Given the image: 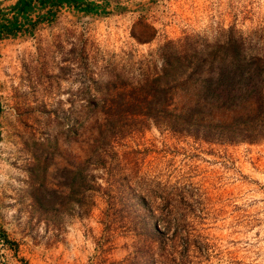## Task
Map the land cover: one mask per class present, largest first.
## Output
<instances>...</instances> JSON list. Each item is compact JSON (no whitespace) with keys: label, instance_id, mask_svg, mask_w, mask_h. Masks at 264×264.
I'll return each mask as SVG.
<instances>
[{"label":"rangeland","instance_id":"374dc122","mask_svg":"<svg viewBox=\"0 0 264 264\" xmlns=\"http://www.w3.org/2000/svg\"><path fill=\"white\" fill-rule=\"evenodd\" d=\"M237 36L246 60L264 61V0L59 7L0 38V264H151L135 244L164 200L193 241L184 264H264V136L219 143L129 124L110 141L105 172L91 170L102 190L87 211L83 171L70 172L95 133L86 109L100 102L89 96L116 70L166 40Z\"/></svg>","mask_w":264,"mask_h":264},{"label":"trees","instance_id":"16d2710c","mask_svg":"<svg viewBox=\"0 0 264 264\" xmlns=\"http://www.w3.org/2000/svg\"><path fill=\"white\" fill-rule=\"evenodd\" d=\"M108 3L11 0L0 8V38L33 26L59 7L87 14L104 12ZM241 42L239 36L213 45L191 43L186 37L166 40L137 59L134 66L122 67L113 78L104 80L98 97L89 96L100 102L86 109V117H93L90 126L95 133L89 154L72 162L70 169L71 179L79 165L78 174L83 171L86 211L94 194L102 190L96 181L99 176L91 170L103 168L105 172L110 141L132 129L129 124L151 122L175 133L219 143L252 142L264 136V61L257 57L246 60ZM73 191L72 185L70 196ZM168 202L148 208L150 224L135 244V250L151 264H184L193 243L183 231L184 219Z\"/></svg>","mask_w":264,"mask_h":264}]
</instances>
